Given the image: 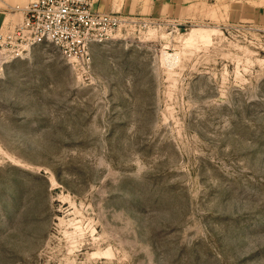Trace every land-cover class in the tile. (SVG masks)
Wrapping results in <instances>:
<instances>
[{
	"label": "rangeland",
	"instance_id": "rangeland-1",
	"mask_svg": "<svg viewBox=\"0 0 264 264\" xmlns=\"http://www.w3.org/2000/svg\"><path fill=\"white\" fill-rule=\"evenodd\" d=\"M94 7L91 69L0 47V264H264V0Z\"/></svg>",
	"mask_w": 264,
	"mask_h": 264
},
{
	"label": "built area",
	"instance_id": "built-area-1",
	"mask_svg": "<svg viewBox=\"0 0 264 264\" xmlns=\"http://www.w3.org/2000/svg\"><path fill=\"white\" fill-rule=\"evenodd\" d=\"M96 0H33L22 9L24 18L0 35V47L14 58L35 45H55L73 66L91 69L94 45L109 40L126 24L139 25L122 14L102 13Z\"/></svg>",
	"mask_w": 264,
	"mask_h": 264
},
{
	"label": "crops",
	"instance_id": "crops-1",
	"mask_svg": "<svg viewBox=\"0 0 264 264\" xmlns=\"http://www.w3.org/2000/svg\"><path fill=\"white\" fill-rule=\"evenodd\" d=\"M2 0H0V2H1ZM31 1H29V3H30ZM29 3H27L26 4V6L29 4ZM15 16L17 17V19H19L20 21V23L23 21V18H24V14H23V12H20V13H17V14H15ZM0 20H2V19H0Z\"/></svg>",
	"mask_w": 264,
	"mask_h": 264
}]
</instances>
